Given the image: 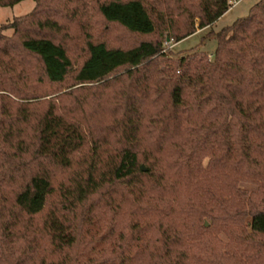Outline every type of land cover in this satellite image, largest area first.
Wrapping results in <instances>:
<instances>
[{
  "label": "trees",
  "instance_id": "1",
  "mask_svg": "<svg viewBox=\"0 0 264 264\" xmlns=\"http://www.w3.org/2000/svg\"><path fill=\"white\" fill-rule=\"evenodd\" d=\"M33 1L0 25V264H264V0L210 57L164 44L232 0Z\"/></svg>",
  "mask_w": 264,
  "mask_h": 264
},
{
  "label": "rangeland",
  "instance_id": "2",
  "mask_svg": "<svg viewBox=\"0 0 264 264\" xmlns=\"http://www.w3.org/2000/svg\"><path fill=\"white\" fill-rule=\"evenodd\" d=\"M259 1L260 0H232V7L225 12L223 16L217 19V21L209 28H204L200 33H195L179 43H176L173 40H171L170 43L166 42L164 44V48H171L173 56H180L181 54H186L187 52L195 50L201 53L205 52L210 57L216 49V40L212 36V33H218L220 29L232 25L238 18L246 17L249 12V8ZM34 6L33 0H24L12 7H0V25L12 22L14 17L28 14ZM3 33L9 36L11 35L12 30L5 29L3 30ZM111 40L112 37L110 36L109 42ZM240 186L248 190L255 189L245 183H241Z\"/></svg>",
  "mask_w": 264,
  "mask_h": 264
},
{
  "label": "crops",
  "instance_id": "3",
  "mask_svg": "<svg viewBox=\"0 0 264 264\" xmlns=\"http://www.w3.org/2000/svg\"><path fill=\"white\" fill-rule=\"evenodd\" d=\"M198 32L200 33L201 31L198 30L197 33H198ZM178 43H179V42H178Z\"/></svg>",
  "mask_w": 264,
  "mask_h": 264
},
{
  "label": "water",
  "instance_id": "4",
  "mask_svg": "<svg viewBox=\"0 0 264 264\" xmlns=\"http://www.w3.org/2000/svg\"><path fill=\"white\" fill-rule=\"evenodd\" d=\"M144 168H142V170H143ZM205 225L207 226V223H205Z\"/></svg>",
  "mask_w": 264,
  "mask_h": 264
}]
</instances>
